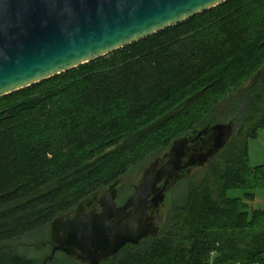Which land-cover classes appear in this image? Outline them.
<instances>
[{"label":"trees","instance_id":"obj_1","mask_svg":"<svg viewBox=\"0 0 264 264\" xmlns=\"http://www.w3.org/2000/svg\"><path fill=\"white\" fill-rule=\"evenodd\" d=\"M263 67L264 0H227L1 96L0 264H42L56 219L217 123L216 106L242 89L228 142L182 183L157 234L102 264H264V208L245 201L264 188L248 144L264 128V70L250 82ZM45 264L83 263L56 252Z\"/></svg>","mask_w":264,"mask_h":264},{"label":"water","instance_id":"obj_2","mask_svg":"<svg viewBox=\"0 0 264 264\" xmlns=\"http://www.w3.org/2000/svg\"><path fill=\"white\" fill-rule=\"evenodd\" d=\"M225 1L0 0V97L107 55ZM232 133L233 122L196 129L173 142L162 166L144 169L123 205L115 203L121 180L88 201L98 203L99 212L76 208L72 216L56 219L50 230L51 250L42 264L56 252L83 264H102L126 244L155 236L158 225L152 214L164 204L165 193L194 166L212 160ZM201 138L208 140L209 148L185 163L188 143Z\"/></svg>","mask_w":264,"mask_h":264},{"label":"rangeland","instance_id":"obj_3","mask_svg":"<svg viewBox=\"0 0 264 264\" xmlns=\"http://www.w3.org/2000/svg\"><path fill=\"white\" fill-rule=\"evenodd\" d=\"M257 89V88H256ZM259 91V89H257ZM245 89L240 90V92L235 93L234 96L229 95L227 99H225L220 105L216 106L215 112L211 115L210 119L214 121H220L223 123L229 122L230 118L226 117L225 113L229 109H236L238 106V98L242 97L244 94ZM232 92V93H233ZM249 161L252 166L261 165L264 167V128L258 131V135L254 139H249ZM155 158H151L149 161L133 167L126 176L122 178L121 186H120V194L117 198L118 202H122V200L126 199L128 195L132 194L134 183H136L142 176V173L146 167L150 165V163ZM214 159V158H213ZM212 159V160H213ZM212 160L194 166L187 175L180 177L171 187V189L167 192L165 203L159 209L158 213L156 214V221L157 225L159 226L160 222L164 221L168 214V204H170L171 199L178 200L181 199L183 196L186 195L187 188L182 185L187 178H190L192 181H198L204 174L205 169L207 166L212 162ZM243 192L241 191H231L229 193L230 196H241ZM249 207L252 208H264V188L257 189L255 191V198L253 200H245ZM45 249V247H44ZM43 249V250H44ZM47 252L50 250L47 249Z\"/></svg>","mask_w":264,"mask_h":264},{"label":"flooded vegetation","instance_id":"obj_4","mask_svg":"<svg viewBox=\"0 0 264 264\" xmlns=\"http://www.w3.org/2000/svg\"><path fill=\"white\" fill-rule=\"evenodd\" d=\"M188 147H189V152H188V156L186 157V159H184V162L186 163L188 160H190V157H192V155H195L197 152L199 151H204L205 149H208L209 148V142L208 140L206 139H196L194 140L193 142H189L188 143ZM166 154V153H165ZM164 154V155H165ZM163 156H160V157H157L155 158L152 163L149 165L151 166L150 167V170H152V168H158L159 166H162L165 162H166V157ZM188 159V160H187ZM155 161H157L155 163ZM145 171V170H144ZM143 171V172H144ZM161 182L158 184L160 185ZM121 186V185H120ZM120 186L118 187V195L115 199V203H116V206H121L125 203V201L127 200V198L131 195H128V197H126V199L122 200V202H118L117 201V198L119 197V194H120ZM133 191H134V188H133ZM133 193V192H132ZM166 195H167V192L165 193V198H164V203H165V200H166ZM76 210H81L83 212H90V211H95V212H99L101 210V207L98 203L96 202H86L85 204H82L81 206H79ZM75 210V211H76ZM74 211V212H75ZM74 212L71 214V216L74 214ZM156 212H153L152 214V217L154 218L155 217V214Z\"/></svg>","mask_w":264,"mask_h":264}]
</instances>
